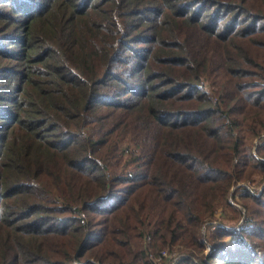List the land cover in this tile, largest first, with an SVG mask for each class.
<instances>
[{"label":"trees","instance_id":"obj_1","mask_svg":"<svg viewBox=\"0 0 264 264\" xmlns=\"http://www.w3.org/2000/svg\"><path fill=\"white\" fill-rule=\"evenodd\" d=\"M257 48L264 0H0V264H264Z\"/></svg>","mask_w":264,"mask_h":264},{"label":"built area","instance_id":"obj_2","mask_svg":"<svg viewBox=\"0 0 264 264\" xmlns=\"http://www.w3.org/2000/svg\"><path fill=\"white\" fill-rule=\"evenodd\" d=\"M251 190H252V188H251ZM229 202H230V204H232L234 206L240 207L239 202L232 197L229 198ZM225 214H226V212L224 210H222V208L221 209L219 208L216 212L215 218L205 220V222L202 225V229H201L202 232H203V227L206 228V231H209V230L214 231L217 228V226L219 224H221V219L223 218V216ZM229 229L233 230V228H229ZM205 232H203V233H205ZM208 237H209V235H204V241L207 243V245H209V248H210V247H212V245L209 243ZM180 256L181 255L177 254V253H171L170 254L168 248H163L159 251V253L156 256L152 255V258H153V261L155 262V264H162L164 259H168L169 264H176L177 260L179 259Z\"/></svg>","mask_w":264,"mask_h":264},{"label":"rangeland","instance_id":"obj_3","mask_svg":"<svg viewBox=\"0 0 264 264\" xmlns=\"http://www.w3.org/2000/svg\"><path fill=\"white\" fill-rule=\"evenodd\" d=\"M257 51L259 52V53H261V55H263V53H264V51L263 50H260L259 48H257ZM264 136V135H263ZM259 138H257V139H254V141L253 142H255L256 140H258ZM262 152H264V149L262 150ZM244 176H246L245 178L247 179L246 181H248L247 183L248 184H250L251 185V188H252V191L254 190V193L256 192V190H259V193L261 192V190H262V188H263V184H264V182L263 183H261L263 180H261L260 179V177L262 178V177H264V174H262V173H260L259 172V170L258 169H256L255 167H252L251 168V171H249L248 173H246ZM261 185V186H260ZM256 186V187H255ZM257 194V193H256ZM258 207V206H257ZM231 217H235L234 216V214H232L231 213V211H228L227 210V215H226V218H228V220L230 221V222H234V220H231L230 218ZM205 222V221H204ZM203 222V223H204ZM203 225V224H202ZM202 225H201V228L200 229H202ZM206 225V224H205ZM206 231V228H204L203 227V232H205ZM202 232V234H204V235H209V237H208V241H209V243L211 244V236H213V234H214V232L213 231H206L205 233H203ZM231 237H233V235L232 234H230L226 239L227 240H229L230 241V238ZM204 241V240H203ZM205 242V241H204ZM205 244H206V246L207 247H205V253H207V255H209V253H211V251H213V248L214 247H210L209 248V245H207V243L205 242ZM209 248V249H208ZM150 258L151 259H153L152 258V255L150 254ZM195 258V260H196V262H199V258L197 259V257H194ZM166 261V262H165ZM162 264H169V262H168V259H164L163 260V262H162ZM211 264V263H210Z\"/></svg>","mask_w":264,"mask_h":264}]
</instances>
